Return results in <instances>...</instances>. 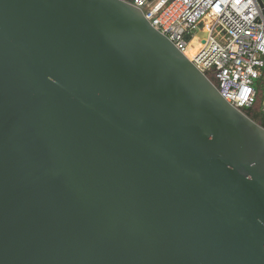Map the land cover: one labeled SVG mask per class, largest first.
Here are the masks:
<instances>
[{"label": "water", "instance_id": "water-1", "mask_svg": "<svg viewBox=\"0 0 264 264\" xmlns=\"http://www.w3.org/2000/svg\"><path fill=\"white\" fill-rule=\"evenodd\" d=\"M0 264H264V127L135 5L0 0Z\"/></svg>", "mask_w": 264, "mask_h": 264}, {"label": "built area", "instance_id": "built-area-1", "mask_svg": "<svg viewBox=\"0 0 264 264\" xmlns=\"http://www.w3.org/2000/svg\"><path fill=\"white\" fill-rule=\"evenodd\" d=\"M124 1L141 8L185 55L198 31L206 29L205 44L193 57L186 56L217 79L231 104L244 109L256 103L258 85L264 82V0Z\"/></svg>", "mask_w": 264, "mask_h": 264}, {"label": "trees", "instance_id": "trees-1", "mask_svg": "<svg viewBox=\"0 0 264 264\" xmlns=\"http://www.w3.org/2000/svg\"><path fill=\"white\" fill-rule=\"evenodd\" d=\"M208 77L218 86L219 83L217 79L211 74H207ZM264 91V82L259 83L258 85V99L256 103L250 108L242 109L245 114H247L250 118L254 121L259 123L261 126L264 127V113L262 111V95Z\"/></svg>", "mask_w": 264, "mask_h": 264}, {"label": "bare ground", "instance_id": "bare-ground-1", "mask_svg": "<svg viewBox=\"0 0 264 264\" xmlns=\"http://www.w3.org/2000/svg\"><path fill=\"white\" fill-rule=\"evenodd\" d=\"M209 37V33L206 31V29H200L194 39L190 42L186 55L188 57H193L197 51L205 44V40Z\"/></svg>", "mask_w": 264, "mask_h": 264}]
</instances>
